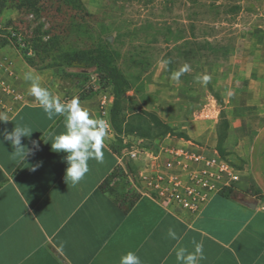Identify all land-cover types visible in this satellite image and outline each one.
<instances>
[{"label":"rangeland","instance_id":"rangeland-1","mask_svg":"<svg viewBox=\"0 0 264 264\" xmlns=\"http://www.w3.org/2000/svg\"><path fill=\"white\" fill-rule=\"evenodd\" d=\"M22 1L7 0L0 11V48L23 54L8 32L15 29L27 45L39 20ZM93 1L38 0L56 37L50 52L33 55L40 85L58 98H77L85 84L64 74L60 54L100 46L130 83L120 95L101 91L111 99L105 140L122 162L134 148L188 141L242 166L264 123V0ZM184 66L189 70L173 80ZM125 170L117 169L110 189L126 198L133 168Z\"/></svg>","mask_w":264,"mask_h":264},{"label":"crops","instance_id":"crops-1","mask_svg":"<svg viewBox=\"0 0 264 264\" xmlns=\"http://www.w3.org/2000/svg\"><path fill=\"white\" fill-rule=\"evenodd\" d=\"M5 59L11 60L13 71L7 79L26 99L6 114L8 122H0V132L17 125L27 126L32 134L22 138L23 146L31 149L25 159L14 156L11 143L0 136V264H119L129 251L143 264H177L176 250L192 251L193 241L203 244L200 264H264V123L243 165L237 166L240 179L232 191L214 194L194 214L168 208L132 185L126 198L115 195L112 175L120 166H134L131 160L122 162L106 140L103 162L90 160L89 172L73 186L65 179L67 164L62 158L67 154L51 149L53 138L65 130L64 117L48 119L29 94L25 74H37L18 49L0 48L3 73ZM100 96L101 92L80 100L98 119ZM59 99L68 103L73 98ZM147 169L153 170V164ZM245 194L258 199L256 208L234 197ZM169 228L177 232V240L167 236Z\"/></svg>","mask_w":264,"mask_h":264},{"label":"built area","instance_id":"built-area-1","mask_svg":"<svg viewBox=\"0 0 264 264\" xmlns=\"http://www.w3.org/2000/svg\"><path fill=\"white\" fill-rule=\"evenodd\" d=\"M16 35L19 45L32 56V50ZM4 62L6 74L0 71V113L11 114L26 97L7 79L13 72L11 60ZM110 101L109 94L101 92L99 119L108 123V130ZM129 155L134 170L128 176L138 193L190 214L197 213L214 194L233 189L240 179V170L230 159L216 149H198L188 141H162L151 147L131 149ZM150 164L153 170L147 169Z\"/></svg>","mask_w":264,"mask_h":264},{"label":"clouds","instance_id":"clouds-1","mask_svg":"<svg viewBox=\"0 0 264 264\" xmlns=\"http://www.w3.org/2000/svg\"><path fill=\"white\" fill-rule=\"evenodd\" d=\"M167 63V61H165ZM184 66L179 71L173 72L171 78L179 81L181 75L188 71ZM25 80L29 83V94L34 96L42 107L48 119L56 116L64 117V131L56 135L51 142V149L56 153H66L62 159L67 164L65 179L73 186L79 184L89 172V161L95 160L102 163L104 160V140L107 135L108 123L103 119L91 116L88 109L81 106L78 98H73L70 102L64 103L54 96L47 88L40 85L39 76L32 73L25 74ZM207 82L208 77H203ZM0 122H8L5 113H0ZM32 131L27 126H17L8 131L4 129L0 132L3 141H8L14 148L12 154L21 159H25L31 149L22 144V138L30 137ZM3 141H0L2 143ZM35 149L39 148V143L32 141ZM27 149V151H25ZM36 169L33 168V171ZM167 236L172 240H177V232L169 228ZM194 249L189 251L181 247L176 250L177 264H200L204 257L203 244L192 242ZM119 264H143L141 258L133 251L122 255Z\"/></svg>","mask_w":264,"mask_h":264},{"label":"trees","instance_id":"trees-1","mask_svg":"<svg viewBox=\"0 0 264 264\" xmlns=\"http://www.w3.org/2000/svg\"><path fill=\"white\" fill-rule=\"evenodd\" d=\"M6 1L0 0V11L5 7ZM22 2L21 8L24 7L25 11L31 12L39 20L27 43L28 48L32 50L33 55L50 52L55 46L56 37L51 36L49 30L45 28V22L42 20L44 9L38 5V0H23ZM17 33L15 29H12L8 35L19 46ZM27 50V48L23 49V56L29 64H32L33 55L28 56ZM60 58L65 66L64 74L76 77L85 84L81 87L83 92L77 97L79 101L89 99L106 89H112L116 95H120L130 85L129 79L117 66L111 63L109 53L100 46L94 51H63ZM93 77L96 78L97 82L90 84ZM114 176L115 173L112 177Z\"/></svg>","mask_w":264,"mask_h":264},{"label":"water","instance_id":"water-1","mask_svg":"<svg viewBox=\"0 0 264 264\" xmlns=\"http://www.w3.org/2000/svg\"><path fill=\"white\" fill-rule=\"evenodd\" d=\"M238 201L247 205L250 208H256L258 204V199L252 195L245 194L242 197L234 196Z\"/></svg>","mask_w":264,"mask_h":264}]
</instances>
